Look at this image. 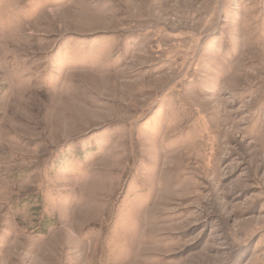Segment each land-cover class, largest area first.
Instances as JSON below:
<instances>
[{"label":"rangeland","instance_id":"obj_1","mask_svg":"<svg viewBox=\"0 0 264 264\" xmlns=\"http://www.w3.org/2000/svg\"><path fill=\"white\" fill-rule=\"evenodd\" d=\"M0 264H264V0H0Z\"/></svg>","mask_w":264,"mask_h":264}]
</instances>
